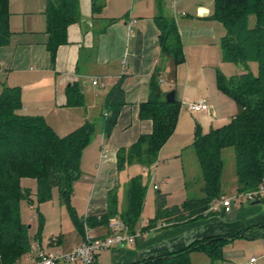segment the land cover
Listing matches in <instances>:
<instances>
[{
  "label": "crops",
  "instance_id": "obj_1",
  "mask_svg": "<svg viewBox=\"0 0 264 264\" xmlns=\"http://www.w3.org/2000/svg\"><path fill=\"white\" fill-rule=\"evenodd\" d=\"M214 5L215 0H79V20L68 26L67 43L58 48L53 64L47 49L48 0H9L8 29L11 36L7 45L0 46V95L4 87H19L21 112L43 117L61 137L85 122L92 121L98 126L96 137L82 153L81 176L74 183L71 196L81 229L70 215L74 229L69 234L72 236L62 231L52 232L56 241L39 239V247L31 242L32 249L27 254L32 258L39 249L49 253L68 252L79 247L88 237H108L109 222L102 218L109 213L110 197L116 198L118 211L122 214L126 209L131 179L137 177L143 182L142 172H152L153 166L146 168L140 164L120 170L118 152L131 147L141 136L152 134L154 129L152 120L141 118L140 110L149 99L152 75L161 61L156 17L163 13L177 23L185 63L177 68L174 81L168 78L169 69L164 70L159 78L160 87L167 95L170 92L167 88L177 85L179 78L182 87L180 100L190 102L183 106L174 91L181 104L176 130L161 149L154 165L157 167L149 177L148 190L153 186L158 191L154 215L144 216L150 191L135 227L136 240L101 253L96 258L97 264H144L218 239H222L223 244L219 258L208 254L206 249L211 247L210 244L193 250L188 256V264H246L252 258H257L256 264H264V195L253 202L238 201L228 213L223 207H210L202 215L183 221L156 219L160 193L166 196L169 208L204 196L203 171L193 146L198 124L202 127V130L199 128L201 132L206 134L205 129L212 119L214 125L228 124L237 114L228 116L230 101L227 100L230 97L218 88V66L225 61L221 40L227 30L213 17ZM199 67L201 77L196 73ZM118 85L123 91L124 104L113 130L106 136L104 120L99 116L110 93ZM71 86L78 87L84 94L85 109L68 104L67 93ZM198 90H203L204 95L196 100L207 101L209 111L189 110V104L195 99L190 93ZM234 154L236 159L235 150ZM200 171L201 178L198 177ZM223 175L222 197L241 194L236 167L230 184L224 183ZM195 178H198L197 188L191 197L188 180ZM175 179H180L178 186L183 200L177 202L180 204H174L173 200L170 206L168 201L176 191L171 183ZM88 218L93 219L88 223ZM113 218L121 220L120 216L109 220ZM163 224L166 226L160 228Z\"/></svg>",
  "mask_w": 264,
  "mask_h": 264
},
{
  "label": "trees",
  "instance_id": "obj_2",
  "mask_svg": "<svg viewBox=\"0 0 264 264\" xmlns=\"http://www.w3.org/2000/svg\"><path fill=\"white\" fill-rule=\"evenodd\" d=\"M95 6V5H94ZM49 41L47 49L52 63L57 50L67 43V29L79 20V0H48L46 10ZM9 0H0V46L7 45L11 33L8 29ZM213 17L221 22L227 35L221 40L226 62L242 64L244 70L231 77L218 74V88L233 99L238 112L231 121L203 134L198 128L194 148L204 176V196L188 200L182 206H167L166 196L158 194L156 219L183 221L202 215L211 203L222 198L223 150L234 148L236 175L240 193L254 191L264 180V0H215ZM255 23L251 26V18ZM161 47V61L150 84L149 99L141 105L142 119L152 120V134L143 135L131 147L118 152V168L140 164L150 168L157 163L163 146L173 136L181 104L166 101V93L159 83L164 70L168 78L176 79L177 68L185 63L183 43L176 21L163 13L156 17ZM257 65V73L251 64ZM68 104L82 107L84 94L71 86ZM22 93L19 87H4L0 95V264H16L31 251L28 225L21 220L20 202L29 198L20 181L24 177L37 179V198L45 202L58 189L70 215L81 229L71 204L73 185L80 178V160L84 149L94 135V124L86 122L66 136H58L40 116L23 114ZM124 104L123 91L118 85L109 95L106 106L110 112L104 117V130L108 136L113 130ZM148 187L141 178L131 179L127 204L120 214L115 197H110L109 213L102 220L120 216L131 233L141 219ZM93 218H88L87 222ZM219 240V241H218ZM196 244L190 249L170 257L150 260L144 264H188L193 250L205 248L214 258L221 256L222 239Z\"/></svg>",
  "mask_w": 264,
  "mask_h": 264
},
{
  "label": "rangeland",
  "instance_id": "obj_3",
  "mask_svg": "<svg viewBox=\"0 0 264 264\" xmlns=\"http://www.w3.org/2000/svg\"><path fill=\"white\" fill-rule=\"evenodd\" d=\"M254 23H255V19H254V17H252L251 22H250L251 26H253ZM218 67H219L218 68L219 73H222L224 76H226L228 78L237 74L238 72L244 70V66L242 64L238 65V64H234V63H230V62H226V61H222L220 63V66H218ZM203 69L207 70L208 68H203ZM251 69H252V71H254V73H257L258 67L256 64L252 63ZM201 72H202L201 68L200 67L197 68L196 73L200 77L202 76ZM179 80L180 79L178 78L177 85L170 86L167 89H169L170 92L176 91L178 100L180 102H182L183 106H184L185 102H190V101L180 100L182 87H180V85H179ZM190 94L193 96V98H195V99H192V101H191L192 103L205 101V100H198V101L196 100V98H198L199 96L204 95L203 90H198V91H193V92L191 91ZM227 101H230L229 102L230 103V113L228 116L233 117L238 111L237 110L238 109L237 104L231 98ZM205 102H207V101H205ZM85 103H86V100L84 98V105L82 106V109H85L84 108L86 106ZM187 104H189V103H187ZM109 112H110V110H109L108 106H105V108L102 109V111H101L102 115H100L99 118H102L104 120L105 115L108 114ZM213 122H214V119H212V123H210L207 126V129H205V132H209L213 128H218V127L223 126L224 124H227V123H223L222 125H214ZM89 123L94 124V128H95L94 135L92 136V139H91V142H92L93 139L96 137V133L98 131V126L92 121H89ZM199 124H198V126L201 129L202 127ZM223 158H224V163H225L223 181L226 184H230V181L235 176L236 159H235L234 149L233 148H227L223 153ZM134 166H136V164L133 165V167ZM153 167L154 168L151 169L152 172L150 174L148 171H145V170L142 172V176L144 178L143 182H144L145 186H147L148 188H149V177L152 174H154V171H155L154 169L157 166H153ZM198 177L201 178V171L199 172ZM197 181H198V178H195L193 180H188V184L190 185L189 186V193H190L191 197L194 196V194L196 192L197 183H198ZM180 184H181L180 179L179 180L175 179L171 183V187L172 188L175 187L176 191L173 193L174 195L170 196V198L172 197V199L171 200L169 199V201H168V204L170 206H171L170 202H172L173 200H174L173 201L174 204H180L183 200L182 199L183 195H182V193H180V188H179ZM20 185H21V188L23 190H27L29 192V198L22 199V201L20 202V217H21V220L28 225V228H29V231H30L31 237H32L31 242H32L33 246L39 247V242L37 241L39 239H43L44 242H46L48 240H50L49 242L56 241L57 237L56 236L52 237V235H51L52 232L57 233V232L62 231L64 234L65 233L68 234L67 236H72L69 234L70 232L72 233V230L74 229L72 222H71V218H70V212H69L66 204L61 199L59 191L57 188H55L53 190V196L50 200L45 201V202H39L38 198H37L38 184H37L36 178L24 177L21 179ZM150 191H151V196L149 195ZM147 192H148L149 197L147 196L146 207L144 208V216H146L148 218V216L152 217V215H154V213H155V197H156L158 191H156L154 189V187L152 186V188H150ZM162 192H164V191H162ZM177 202H180V203H177ZM72 206H73V204H72ZM74 210H75V208H74ZM75 213L77 215L76 210H75ZM38 252L39 253L37 255H35L36 257L39 256V254H46V255H53L56 253L57 254H68V253H71L72 251H68V252L67 251H59V252L49 253V252L41 251L39 249ZM19 264H32L31 254L25 255L22 258V260L19 262Z\"/></svg>",
  "mask_w": 264,
  "mask_h": 264
},
{
  "label": "built area",
  "instance_id": "obj_4",
  "mask_svg": "<svg viewBox=\"0 0 264 264\" xmlns=\"http://www.w3.org/2000/svg\"><path fill=\"white\" fill-rule=\"evenodd\" d=\"M94 85H97V81H94ZM189 110L192 112H204L209 111L210 106L205 101L195 102L189 104ZM107 116V114L105 115ZM157 189V187H155ZM264 195V180L260 187L254 191L241 193L233 197H222L219 201L211 203L213 209L223 207L225 212H230L234 203L240 201L242 203H248L256 201L262 198ZM166 226L165 224L161 227ZM108 227L110 229V235L105 238L93 239L87 238L79 247L74 249L68 254H39V256L32 258V264H97L96 258L101 253L117 247H123L134 242L138 237V233H131L128 227L122 220L111 219L109 220ZM257 258H252L246 264H256Z\"/></svg>",
  "mask_w": 264,
  "mask_h": 264
},
{
  "label": "water",
  "instance_id": "obj_5",
  "mask_svg": "<svg viewBox=\"0 0 264 264\" xmlns=\"http://www.w3.org/2000/svg\"><path fill=\"white\" fill-rule=\"evenodd\" d=\"M175 100H176V98H175V92H174V91H171V92H169V93L166 95V101H167L168 103H174Z\"/></svg>",
  "mask_w": 264,
  "mask_h": 264
}]
</instances>
